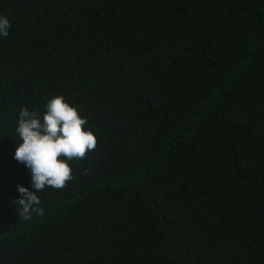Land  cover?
Returning <instances> with one entry per match:
<instances>
[{
  "label": "trees",
  "instance_id": "obj_1",
  "mask_svg": "<svg viewBox=\"0 0 264 264\" xmlns=\"http://www.w3.org/2000/svg\"><path fill=\"white\" fill-rule=\"evenodd\" d=\"M0 264H264V0H0ZM97 139L15 201L19 112Z\"/></svg>",
  "mask_w": 264,
  "mask_h": 264
},
{
  "label": "clouds",
  "instance_id": "obj_2",
  "mask_svg": "<svg viewBox=\"0 0 264 264\" xmlns=\"http://www.w3.org/2000/svg\"><path fill=\"white\" fill-rule=\"evenodd\" d=\"M11 27L9 18L0 14V37H7ZM86 123L63 96L51 98L42 116L27 107L20 110L16 127L19 142L13 158L24 164L31 177V189L17 186L15 203L24 220L33 213L43 215L38 193L46 187L63 188L73 178L71 160L83 159L95 149L96 136L84 128Z\"/></svg>",
  "mask_w": 264,
  "mask_h": 264
}]
</instances>
